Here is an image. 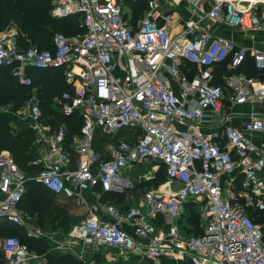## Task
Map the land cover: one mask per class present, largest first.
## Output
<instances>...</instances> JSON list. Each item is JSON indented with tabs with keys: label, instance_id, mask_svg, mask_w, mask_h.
<instances>
[{
	"label": "built area",
	"instance_id": "1",
	"mask_svg": "<svg viewBox=\"0 0 264 264\" xmlns=\"http://www.w3.org/2000/svg\"><path fill=\"white\" fill-rule=\"evenodd\" d=\"M182 1L190 2V15L177 29L172 8ZM125 8V0H54L53 16L79 14L83 31L56 33L52 49L17 48L16 30L0 36V67H10L22 86L33 87L28 68L64 70L72 90L56 103L65 117L77 114L82 121L71 136L66 124L51 125L36 87L17 110L42 147V157L32 162L42 170L33 179L82 206L88 196L95 200L53 248L80 260L77 249L107 246L119 258L147 255L154 264L163 255L191 264H264V141L253 139L264 134V115L236 111L264 104V81L217 71L225 62L229 71L238 70L251 58L264 74V50L212 31L221 24L264 32V9L241 10L236 0H148L134 22ZM98 133L113 139L104 154L94 149ZM151 161L166 167L169 191H146L126 211L105 200L133 190L130 172ZM28 180L12 153L1 152L0 221L38 238L40 230L28 226L20 207ZM189 202L200 212V234H188L182 223ZM159 215L166 231L157 226ZM0 252V264L39 258L18 236L0 237Z\"/></svg>",
	"mask_w": 264,
	"mask_h": 264
},
{
	"label": "trees",
	"instance_id": "2",
	"mask_svg": "<svg viewBox=\"0 0 264 264\" xmlns=\"http://www.w3.org/2000/svg\"><path fill=\"white\" fill-rule=\"evenodd\" d=\"M148 0H125V3L132 5V8L137 11L132 15V20L137 21L141 15L146 10ZM53 0H0V28L6 25L3 17L9 18L8 14L13 17L16 27L20 28L22 31L28 32L31 41L39 45V49H52L53 48V38L58 31L62 33L71 35L83 31L80 27V15L72 14L64 18H55L50 16L49 11L52 10L53 5L51 4ZM141 4L143 7H141ZM143 13L139 14L141 11ZM38 37L39 39H36ZM41 41H49V44H42ZM36 47V46H35ZM28 48V47H26ZM227 63L220 64L217 71L220 74H231V73H245L247 76L254 75L252 72L255 71L257 74L260 72L255 68L254 63L249 61V64L241 67L235 71H229L227 69ZM27 74L33 79V87H25L19 84L18 79L11 73L10 67H0V106L4 103H12L14 109H21L22 100L27 99L31 94L34 87L38 90V97L40 99V106L42 112L49 123H55L58 121L59 124H66L68 128V135L79 133L82 121L77 114L71 117H65L60 109L54 110L52 105H54V100L58 97L60 98L64 91L72 90L71 85L66 82V77L63 69H36L28 68ZM261 74V73H260ZM264 75V74H262ZM55 105L59 107L56 103ZM11 116L2 112L0 110V153L8 149L12 155L19 168H21L26 177L29 178L27 181V193L23 197L28 198L27 202L24 204L22 201L20 207L30 213L32 211L31 202L34 198L40 196L43 200V211L47 214L51 221L57 222L61 221L64 224L67 221V210L65 207L54 202L55 199L59 197L55 196L51 191L45 188L40 183L36 182L33 178L41 170L42 166L29 164L31 161L37 159V154L32 150V138L24 137V133L31 135V129L26 126L20 129H15L11 126ZM120 136V135H119ZM30 137V136H29ZM104 137L97 138L95 146L98 147L99 144H104ZM158 162V161H151ZM162 166L163 163L159 162ZM165 171L166 167L164 166ZM167 182V176L165 172L164 177L153 178L152 180H147L142 183V186L147 187L151 184L161 186ZM141 186V185H140ZM146 189V188H145ZM144 189V190H145ZM135 189L131 190L133 192ZM129 193V192H128ZM145 193V192H144ZM127 195H107L105 200L116 199L124 200ZM0 193V198H2ZM186 231L188 234H200L201 233V216L199 210L196 208L194 202H189L186 205V213L184 214ZM264 222V216H261L260 222ZM188 223V224H187ZM0 233L3 234L2 237L6 236H18L23 243L33 244L34 237L28 236V232L25 228L19 227L8 221H0ZM41 244V240L37 238L35 240V245ZM30 248V247H29ZM31 249V248H30ZM49 249V247H48ZM48 249L39 250V253H44ZM32 250V249H31ZM33 251V250H32ZM51 253L48 255L51 264H80L81 261L76 259L70 254L67 255H53ZM0 258L2 254L0 252Z\"/></svg>",
	"mask_w": 264,
	"mask_h": 264
},
{
	"label": "rangeland",
	"instance_id": "3",
	"mask_svg": "<svg viewBox=\"0 0 264 264\" xmlns=\"http://www.w3.org/2000/svg\"><path fill=\"white\" fill-rule=\"evenodd\" d=\"M51 4L53 5V8L51 11H49V14H50V16L51 15L53 16L52 12L54 9V0ZM186 4L190 5V2H186ZM187 5H184V8H182V9H180L179 6L174 7V10L177 11V13H178L177 15L181 16L182 20H183V18H185L184 17L185 13H186L185 7ZM141 7H143L142 4H141ZM141 7H139V8L141 9ZM125 9H126L125 11H126V15H127L128 19H130L132 17L134 12H137L132 8V5L129 3L126 4ZM138 13L142 14L143 13L142 9ZM8 16H9V18L3 17V20L6 22V25L3 28H0V34H2V33L6 34V33H9L10 31L16 30L17 35L15 37L16 39L14 40V43L17 44V45H15V46H17V48L24 49V48L30 47V46L39 47L38 44H35L31 41V38H30L27 31H25V30L22 31L20 28L16 27L15 21H14L13 17L11 16V14H8ZM188 16H189V14H188ZM53 17H55V16H53ZM55 18H57V17H55ZM58 32H60V31H58ZM36 39H39V38L36 37ZM41 43L42 44H46V43L49 44V41H41ZM252 73L254 75L257 74V72H255V71H253ZM33 92L36 95H38L37 88ZM28 98L22 100L21 108H23V106L25 105V102L28 100ZM56 101H57V99L54 100V105H52V108L54 110L59 109V107H57L55 105ZM7 109L14 111L13 113H11V115L9 114L12 118L10 124L13 128H15L17 130V129H20L21 127L26 126V124H28L26 115H24L22 113L18 114L17 110L14 109L12 103H4L3 105L0 106V110L2 112H4ZM51 125L56 127L59 125V123L57 121L55 123H51ZM31 132H32V133H30L31 135L24 133V137H25V139L26 138H32V144H31L32 150L37 154V159H38V158L42 157V153H41L42 147L37 144L34 131L31 130ZM126 136H127L126 133L121 134L120 136H118V138L114 139V141H117L118 139L124 138ZM101 137L102 136L100 135V133H98L97 138H101ZM104 138H105L104 144H99L98 147L95 146V144H94V149L98 154H104L106 144L113 140L112 138H107V137H104ZM3 151H9V150L5 149ZM0 156H1V153H0ZM29 164H32V161H31V163L29 162ZM40 166H42V165H40ZM21 171H23V170L21 169ZM165 172L166 171H165L164 166H162L159 162L145 163L142 166H140L139 168L132 170L130 172V176L133 180L135 190L133 192L129 191V193L126 192L127 195L124 197V199L130 198L131 195H133L134 199H137V197H141L144 194V192L152 191V190H156V191L160 190L161 192H164V193L167 192L166 189L167 188L169 189V187H170L169 185H166L167 188L165 186L161 187L162 185L157 186L155 184H151L147 187L142 186V183L147 181V180H152L153 178H156V177L157 178L164 177ZM26 200H28L27 197H25L22 202L25 204L27 202ZM54 202L56 204H60L61 206L65 207L67 210V213H65V216H67V221L64 224H62L61 221H57V222L51 221L50 217L47 214H45V212L43 211L44 205H43V200L40 196L34 198L33 201L31 202L32 211L30 213H28V226L32 230L39 229L41 232V235L39 236V239L41 240V244L35 245V240H37V238H35V237L33 238L34 239L33 244L28 243L29 247L34 252H39V250L41 251V248L46 250V249H48L49 246H51V243L53 244L54 241L62 240L63 238H65L74 225L78 224L80 221H82L84 218H86L89 215L88 208L79 206V205L75 204V202L72 200H67L65 198L60 197L58 199H55ZM181 220H185V217H183ZM182 223H185V222L182 221ZM201 224L202 223H200V225ZM2 236H3V234L0 233V237H2ZM44 251L42 253H44ZM79 252L83 256V262L93 264V263H91L92 260L88 259V257L93 256V254H94L93 250H91V249H80ZM104 252H105V250H104ZM88 260H90V261H88ZM33 264H37V262L33 261Z\"/></svg>",
	"mask_w": 264,
	"mask_h": 264
},
{
	"label": "crops",
	"instance_id": "4",
	"mask_svg": "<svg viewBox=\"0 0 264 264\" xmlns=\"http://www.w3.org/2000/svg\"><path fill=\"white\" fill-rule=\"evenodd\" d=\"M187 2V1H186ZM186 2L182 1L179 4V8L182 9L184 8V5H187ZM188 6V5H187ZM187 6L185 7L186 13H185V18H183V20L181 19V16H178L177 11L173 9V11L175 12V19L173 20L172 25L174 27H176L177 29L180 27V25H182L187 19H188V9ZM236 6L241 9H248V8H254L256 9V11L260 12L261 10L264 9V0H256V2L254 4L250 3L249 0H236ZM190 15V14H189ZM178 26V27H177ZM213 28V34L215 36H223L225 38L231 39L234 42H236L239 46H244L247 47L249 49H256V50H264V32L263 31H250V32H240L239 30L236 29H232L228 26H224V25H218L215 24L214 26H212ZM5 33L0 34V36H4ZM14 45H17L16 43H14ZM249 61H251V58L249 59ZM249 61L247 63V65L249 64ZM245 74V73H243ZM250 77H255V78H259L260 80L264 81V75L262 74H256V75H252ZM237 112H243V113H248L251 111H254L258 114H263L264 115V104H262L261 106L258 107H254L251 106L249 104H246L244 106H239L236 108ZM237 122V121H235ZM253 139L255 140L256 143L260 144L262 141H264V134L261 136H253ZM167 184H163L161 187L165 186L166 187ZM173 188H176L177 186L175 184L172 185ZM167 188V187H166ZM167 191L170 190L167 188ZM141 197H137V199L133 198V195H131L130 198L128 199H113V202H115L118 206H120L124 211H126L130 205L135 204L136 202H138ZM70 200V199H67ZM87 203L88 205H84L83 204H77L76 201L72 200L75 202V204L88 208L90 206H93V204H95V200H93L92 197L88 196L87 198ZM112 199H108V201H111ZM126 200V201H125ZM99 207V215L103 216L104 212L102 211V208H100V205H98ZM161 215L157 216V218L155 219L159 224L157 225L162 231H166V228L168 227L164 222H162L161 220ZM126 229L128 230V232L131 235H135V228L130 226V225H126ZM39 239V237H38ZM64 239V238H63ZM56 242V241H54ZM54 242L53 244L51 243V246H49V249L46 253H39L36 252L39 255V258L37 260H35L37 262V264H51L48 258V255L51 253H54L55 255H67L69 253H65V252H61V251H57L53 248L54 246ZM81 249V248H80ZM80 249H77L78 251H80ZM87 249H91L94 251L93 256L88 257V259L92 260L91 263L93 264H154V262L151 261V259L147 256V255H131V257L128 260H125L124 258H119L117 256V250L115 248H111V247H107V246H100L98 248H87ZM105 250V252H104ZM53 254V255H54ZM54 255V256H55ZM71 255V254H70ZM73 257H75V255H72ZM76 259L80 260L78 257H75ZM88 260V261H90ZM81 263L80 264H89V263H85L83 262V259L80 260ZM158 264H191V261L189 258H184V259H177V260H172L169 257L163 255L158 259Z\"/></svg>",
	"mask_w": 264,
	"mask_h": 264
}]
</instances>
